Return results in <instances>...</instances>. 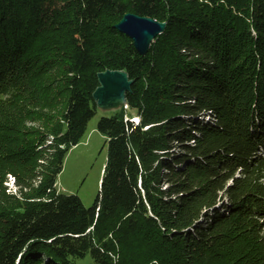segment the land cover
Returning <instances> with one entry per match:
<instances>
[{"label": "trees", "instance_id": "16d2710c", "mask_svg": "<svg viewBox=\"0 0 264 264\" xmlns=\"http://www.w3.org/2000/svg\"><path fill=\"white\" fill-rule=\"evenodd\" d=\"M127 13L166 23L146 55L116 28ZM107 69L133 84L98 122L86 207L56 183ZM89 254L264 264V0H0V264Z\"/></svg>", "mask_w": 264, "mask_h": 264}, {"label": "rangeland", "instance_id": "374dc122", "mask_svg": "<svg viewBox=\"0 0 264 264\" xmlns=\"http://www.w3.org/2000/svg\"><path fill=\"white\" fill-rule=\"evenodd\" d=\"M111 115V111L104 112L98 109L96 115L89 121L81 141L67 153L63 170L57 178L56 186L59 192L78 195L86 207H92L95 203L107 162L106 137L99 131L98 122L101 117ZM8 180L5 182L7 191L15 193L14 178L9 176ZM93 263L94 260L89 254L76 264Z\"/></svg>", "mask_w": 264, "mask_h": 264}, {"label": "water", "instance_id": "95a60500", "mask_svg": "<svg viewBox=\"0 0 264 264\" xmlns=\"http://www.w3.org/2000/svg\"><path fill=\"white\" fill-rule=\"evenodd\" d=\"M116 28L130 39L141 55H146L154 40L166 29V23L155 18L127 13ZM99 86L93 93L97 108L104 112L128 109L127 93L133 80L125 70L107 69L98 73Z\"/></svg>", "mask_w": 264, "mask_h": 264}, {"label": "bare ground", "instance_id": "6f19581e", "mask_svg": "<svg viewBox=\"0 0 264 264\" xmlns=\"http://www.w3.org/2000/svg\"><path fill=\"white\" fill-rule=\"evenodd\" d=\"M135 119H136V120H138L139 118H138V117H136Z\"/></svg>", "mask_w": 264, "mask_h": 264}]
</instances>
